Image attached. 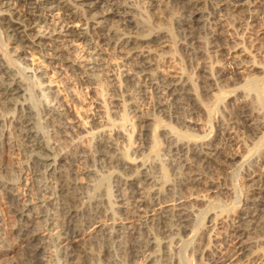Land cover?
Segmentation results:
<instances>
[{
  "label": "rangeland",
  "instance_id": "rangeland-1",
  "mask_svg": "<svg viewBox=\"0 0 264 264\" xmlns=\"http://www.w3.org/2000/svg\"><path fill=\"white\" fill-rule=\"evenodd\" d=\"M4 1L0 0V60L5 66L8 64L6 67H9L13 79L25 89L22 96L19 95L16 102L11 104L0 99V264H21L27 258L29 245L17 234L21 224L20 205L26 203L38 207L39 201L58 197L64 180L57 174L58 171L62 174L70 171L67 180L76 186L69 191L71 205L78 209V220L84 228L81 235L72 240L63 231L68 221L65 212L55 202L52 209L48 206L49 219L45 222L41 220L42 225H39V238L43 243L40 242L41 257L45 264H68L72 260L74 264H132L128 256L122 253L121 243L128 240L123 238L124 234L111 241L102 235L95 237L96 227L100 225L112 232L141 227L136 238L139 234V239L151 236L153 247L137 259L138 264H142L148 256L151 257L150 264H209V255L224 247L236 227L245 224L246 217L244 220L241 217L253 191L258 188L260 177L264 175V27L243 28L245 34L250 30L255 32L258 40L261 39L257 43L235 39L237 42L233 47L246 55L242 58L243 62L238 63L239 73L243 72V75L237 76L238 67L225 66L224 57L217 55L215 49L210 47L209 32L200 36L198 51L201 55L188 56L180 28L184 18L183 9L173 0H158L161 4H158L157 10L153 7L151 11L147 10L150 4L148 0H120L128 17L134 21L135 30L118 29L116 25L106 22L103 17L106 8L102 6L94 12L85 13L87 0H37L39 5L54 3L58 6L59 10L56 8L54 11L55 15L59 14L56 17L68 14L67 11L76 12L77 27L82 28L81 32L87 36L90 32L88 38L73 42V49L64 46L63 53L58 47H50L53 45H49L51 49L48 46L34 47L31 54H35L43 63L39 68L30 61V55L20 51L11 33L6 31V23L15 15L12 10L8 11L2 6ZM202 1L203 20H206L216 10L217 4L212 0ZM20 2L18 5L22 7L27 3L26 0ZM246 10L247 5L239 4L233 13L237 20L244 21L242 18H246L244 25L251 17ZM144 18L149 19L154 28L160 26L157 35L166 37L162 40L165 43L156 46L144 42L149 35ZM101 26L103 31L111 30V35L118 32L116 39L141 40L140 45L130 48H147L146 51L152 52V65L147 69L150 75L137 68L128 52L129 48L119 50L111 45H102L100 39L96 38L97 34H91L93 27L101 30ZM207 27H210L209 23ZM44 30L46 28L36 27L32 33L35 35L41 31V35L47 36ZM74 59L82 62L81 68L72 64ZM224 71L233 72L234 76ZM206 73L213 75L214 82L218 84L214 91L208 93L202 88ZM223 74H228L225 76L228 81H223ZM170 76L186 82L193 102L186 101L182 96L174 105L166 98L169 102L167 105L161 93L154 89L151 78ZM63 101L68 103L69 114L61 116L62 120L60 115L54 121L47 120L48 110L59 107ZM237 104L246 105L257 118L258 130L254 133L240 128L231 129L236 120ZM22 107L34 112L33 128L38 133L41 149L32 148V143L23 137L22 129L16 124L25 113ZM76 116H81L85 121L83 130L74 123ZM104 127H108L113 135L114 147L111 145L106 149L107 155L103 153L107 136L97 133ZM227 131L234 132L231 134L233 141L227 140ZM205 142L230 153L235 159L221 157L222 165L219 168L215 165L203 168L200 161L190 168L187 164L191 161L187 158L194 157H181L171 149L177 144L193 148ZM120 156L131 165L114 163L115 158ZM180 159L184 161L181 167ZM54 163L56 172L48 170L49 173L45 167H40V164ZM142 173L151 178L146 191L149 190V196L155 193L157 207L153 206L149 214L141 216L126 204L132 192L129 181ZM188 177H195L198 182L187 181ZM6 184L19 189L22 195L19 205L6 189ZM163 208L187 209L191 221L188 230L183 233H159L161 224L158 214ZM90 221L91 226L88 225ZM240 239V243L247 246L248 254L254 257L252 264H264V232H245Z\"/></svg>",
  "mask_w": 264,
  "mask_h": 264
},
{
  "label": "bare ground",
  "instance_id": "bare-ground-1",
  "mask_svg": "<svg viewBox=\"0 0 264 264\" xmlns=\"http://www.w3.org/2000/svg\"><path fill=\"white\" fill-rule=\"evenodd\" d=\"M26 1H27V3H25L26 5L23 7L18 5L21 3L20 0H5L2 3V6H4L8 11L12 10L13 11L12 14L15 15V18L12 19L11 21H9L8 23H6L5 26L7 27L6 31L11 33V37L18 44L20 51L25 55H30V58H29L30 61L34 65L39 66V68L42 67L43 63L41 64V62L39 60L40 58L35 57L34 56L35 54L34 55L31 54V51L34 47L42 48L44 46H46V47L48 46V49H51V48H49V45H53L50 47H56V48L58 47V50L62 52L64 46H66L68 48L71 47L73 49L74 48L73 42H76L77 39L83 40V39H86L89 37L90 32H89V35L87 36L85 34V32H83V31L81 32L82 28L81 29L78 28L77 25L75 24V21L77 19L76 14H75L76 12L70 13L71 11H67V13L69 12L68 14H65L62 17H56V15H59V14L55 15L54 11L56 8L58 9V6H55L54 3H49L47 5H45V4L39 5L37 0H26ZM148 1L150 4H148L149 8L147 10H150V11H151V9H153V7L156 8L158 6V4H161L158 2V0H148ZM159 1L161 2V0H159ZM173 1L178 3L181 6V8L183 9L182 12L184 14L183 15L184 18L182 19V17H181L182 21L180 23L181 24L180 28L182 29V31H181L183 34L182 39H184V41L183 40L182 41L184 42V46L186 48L185 51H187L188 56H193V57L197 56L198 57L201 55V52L198 51L200 48L199 47L200 36L203 33L209 32V34L211 36V38L209 39L210 47L212 49H215L214 51L217 55L224 57L222 59H224V61H225V66H226V64L237 66L238 69L236 71V75L242 74L243 72L239 73V69H240L239 66L240 65L238 63L241 64L243 62L242 58L245 57L246 55H245L244 51L240 52L239 49H235L236 47H233V45L236 44L237 41L235 39H237V38L239 39V41L241 40L243 42H246L249 40V43L250 42L251 43H253V42L257 43L259 40H261V39L258 40V36L256 37L254 34L255 32L253 33V32H251V30L249 33L245 34V32H244L245 30L243 28H244V26L248 27L249 29H255V28L258 29V27H261V26L264 27V0H212V3L217 4V8L213 13L210 12L212 15H210L211 17H209L206 20H203V15H205V14L202 15V12H203L202 11V8H203V1L202 0H173ZM42 2H44V1H42ZM132 2H131V4H132ZM141 3H142V1H141ZM239 4H242L244 6L247 5L246 11L251 15V17H249V21L245 25L243 24V22L245 21L246 18H242V19H244V21H242L239 18L237 20L234 18L235 14L233 15V13L236 11V8ZM145 5H146V3H145ZM99 6L106 8L104 15H103L104 20L106 22L111 23V25H116V27H118V29L124 27L125 29L126 28H133L135 30V25L133 23L134 21H132L128 17V14L126 13V11H124L123 4L121 3L120 0H87V2H85V4H84V8L86 7L84 12L86 13V12H92L93 10L95 11V9ZM66 7L67 6H65V8ZM70 10H71V8H70ZM72 10H74V9H72ZM156 10H157V8H156ZM138 13H140V12H138ZM89 14H91V13H89ZM99 14H100V12H99ZM101 14H103V12ZM14 15H13V17H14ZM60 15H61V13H60ZM80 15L81 14H79V16ZM149 17H152V16H149ZM138 23H140V22H138ZM143 23L148 26L147 31L149 32V35L146 36L148 38L146 40H144V42L148 43V45H156V44L159 45L160 43L163 44L166 42V41L165 42L162 41L166 37H164L162 34L157 35V33L160 32L159 31L160 26L158 28H154V26H152L151 21L149 19H146V18H144ZM208 23H209L210 27H207ZM99 24H101V22H99ZM137 25H139V24H137ZM47 26H50V27H47ZM36 27L46 28V30H44L43 32H47V36L41 35L40 34L41 31L38 32L39 34L36 33L37 35L36 34L33 35L32 31H34L36 29ZM88 28H89V26H88ZM101 28H102V26H101ZM99 29H100V27H99ZM154 29H157V31L156 30L154 31ZM103 30H104V28H102L101 30H97L96 28L93 27L91 34L92 33L97 34L96 36H98V37H96V38L100 39L102 45H111V46L116 47L119 50L129 48L128 52L130 53L131 58L135 62V65L137 66V68L140 69L141 71H143L144 74L150 75L148 73L147 69H149L152 65L151 64V62H152L151 61V53L152 52L146 51L147 48L145 50H138V49H134L133 47L130 48L131 46H134V45L137 46L141 42V40H136V39L132 40L129 38L128 39H121L120 36H119L120 39L119 38L116 39L115 37H117V36H115V34H117L118 32L117 33L114 32L115 34L113 33L114 35H111L110 34L111 30L110 31L109 30L103 31ZM145 31H146V29H145ZM123 35L125 36V34H123ZM94 37H95V35H94ZM88 40H90V38ZM93 40L95 41V38ZM263 40H264V35H263ZM98 43H99V40H98ZM142 43H143V41H142ZM98 47H99V45H98ZM135 48H137V47H135ZM185 48H182V49H185ZM56 50L54 52H56ZM53 57H54V54H53ZM1 60H0V74H1V77H0V99L3 100L5 103L11 104V102H14L15 99L18 98L19 95H20V97L22 96V93L24 92L25 88L23 89L24 86L21 87L19 85L20 83L15 81V78L13 79L9 67H6L8 64H6V66H5V64H3V60L2 61ZM81 63L82 62H79L78 60H75V59H74V62H72V64L74 66H77L80 68H81ZM9 66H11V65H9ZM228 68H230V67H228ZM11 69L13 70V68H11ZM37 69H38V67H37ZM231 70H232V68H231ZM43 73H45V72L43 71ZM224 73H228L232 77L234 76V73L230 72V71H226V72L224 71ZM219 74H221V73H219ZM228 74H226V75H228ZM15 75L16 74L14 73V76ZM226 75L225 74L222 75V77H223L222 79L224 82L228 81V79L225 78ZM151 79L153 81L152 85H153L154 89L156 91H158L159 93H161V98H163L165 101H166V98H169L170 101L169 100L168 101L170 103H173L172 105H174V103L177 104L180 100V97H182V96H184L183 99H185L186 101L193 102V95L190 94L189 91H187L188 89H187L186 82H183L181 80L177 81L176 79L172 78L171 76L161 78V79L154 77ZM203 79H204V81H203V87L202 88L204 90H206V93L211 92L212 90L214 91L217 82H214L215 80L213 79V75L206 73V75L204 76ZM250 82H251V79H250ZM54 86H52V87H54ZM169 102H167V105ZM67 104L65 101H63V102H60L59 107L54 108L55 107L54 106L52 109L47 108V109H49L48 113H47V120L49 119V121L50 120L54 121V118L58 115H60V117L63 115L67 116V113L69 114V112L67 111V108H68ZM194 104H196V103H194ZM183 105H184V102H183ZM26 107H27V105H26ZM50 108H51V106H50ZM33 113L34 112H32L31 109H26L25 113L22 116V119H19L20 121L16 124L18 126H20L19 128L22 129L23 137L32 143V145H33L32 148L34 147L36 149H41L40 143L38 142V139H39L38 133L33 128V124H34L33 120H35ZM80 117L76 116V119L74 118L76 120V121L74 120V123L78 124L79 128L81 127L83 130L85 128L86 124H85V121L83 120V118L81 117L82 118L81 119ZM59 119H58V121H59ZM60 120H62V117ZM70 120H73V119H70ZM59 122H61V121H59ZM233 125H234L233 128H231L232 130H235L237 128L239 130V128H240V129H244L246 131H250L253 133H254V131L258 130L257 118L255 119L253 112H251V110L246 105H240V104L238 105L237 104L236 120L234 121ZM20 132H21V130H20ZM97 133H104L107 136V140H106L107 142H104L105 144H104V150H103V153L105 155H107L106 149L111 148V145H112V138H111L113 136V135H111L112 132L110 131V129L108 127H104L102 130H100ZM233 133H228V131H227V133H225L228 136L227 137L228 141H233L232 136H231V134H233ZM24 142H25V140H24ZM171 149H173V151H175L176 153L180 154L181 157H186V156L194 157V158H187L188 161H191V162H188V164H187L188 167L190 166V168L194 167V165H196V163H198L196 161H200L199 163H202V167L207 169V168H210L211 166L213 167V165H215L216 167L222 165V164H220L222 162V161L220 162L221 157H223L224 159H228V160H234L235 159V156L231 155L230 153H227L224 150L221 151L218 148L213 147L211 145V143L207 144L206 142L204 144H202V143L197 144V145L193 146V148H188V147L183 146L182 144H177L173 148L171 147ZM72 158H73V156H72ZM68 159H69V157H68ZM114 161H115L114 163H117V165H120L122 163H125V165L126 164L131 165V163L127 162L125 160V158H123L121 156L116 157ZM183 162H184L183 159H180V162H179L180 167L182 166ZM55 164L56 163H54V165L40 164V167L43 166V167H45V169L47 171L49 170V171L56 172L57 169L54 168ZM38 166H39V164H38ZM72 166H74V165H72ZM183 167H185V166L183 165ZM69 172H66V173L63 172V174H62V172L58 171V173H57L60 175V178L64 179L62 181L63 185L60 186V188L58 190V192H59L58 193L59 195H57L58 197H56V198H54V197L48 198L47 197L44 200L39 201L40 206H38V207H33L31 204H26V203H23L20 205L19 217H20L21 224H20V227L17 231V234H18V237L22 241H24L25 243H27L29 245V250L26 253L27 258H24L23 261L21 262V264H45V261H43V259L41 257L42 256V245L40 244L41 241L39 238L40 232H41V230H40L41 227H39V225H42L41 220H42V222H45L46 219H49V215H48L49 210H47L48 211V213H47L46 209L48 206H50L49 208L52 209L51 206L54 205V202L59 205V208L61 211L65 212V215L67 218L66 220H68L66 225H64L65 226L63 229L64 234L66 236L70 237L72 240L73 239L75 240L78 236L81 235V231L83 230L84 227L82 226L81 223H79L80 219L78 220V214H79L78 209H75L76 207L72 208L73 206L71 205L72 199H70V195H69L70 192L69 191L71 189H74L76 186H75V184H73L67 180V175H68V179H69ZM192 173H194V172H192ZM150 180H151V178L149 177V175H147L146 173H142L141 175L134 177L133 179H131V181H129L130 186L132 188V190H131L132 192H131V196H130V201H129V203L126 204V207L133 209L136 213L140 214L141 216L144 213L149 214L150 212H148V211L150 210V208L155 206V204L157 203V198L154 195L155 193L152 194L151 196H149L148 195L149 193L147 194V192L149 190L146 191V185L148 184V182ZM184 181H186V180H184ZM187 181L198 182V180L195 179V177H194V179H191V177H190ZM185 184H187V183H185ZM188 184H190V183H188ZM6 185H4V186L6 187ZM4 188H3V190H4ZM6 189H8V191L12 194L13 198L17 201L16 203L22 201V198H21L22 195L20 194L17 186L15 187L14 185H7ZM152 193H153V191H152ZM71 196H72V194H71ZM44 197H46V196H43V198ZM249 201L250 202L247 205V208L244 211L243 216L241 217L242 220H244V217H246L245 218V221H246L245 224L239 225L238 227H236L237 229L234 230L233 234H231V236L228 238V240H226V244L224 247H220L218 251L209 255L211 257L209 264H252L253 263L254 257H252V256H250V254H248L249 250L247 249V246H245L243 243H240V240H241L240 238H241V236H243V233H245V232H251V231L264 232V175H262L260 177V180L258 182V188L253 191ZM39 202H38V204H39ZM74 202H76V201H74ZM18 205H19V203H18ZM155 207H157V206H155ZM57 213H59L58 210H57ZM155 214H157V213H155ZM51 215H53V214H51ZM158 215H159V223L161 224V228L159 227L161 230H160V232L158 230V232L161 234H164V233H167L170 231L171 232L177 231V233L178 232L183 233V232L188 230L189 223L191 222L190 217H189V213H188L187 209H185V208H179V209L175 208V209H170V210H166L163 208V210ZM60 216H61V214H60ZM51 219H53V218H51ZM148 220H149V218H148ZM91 221L88 223L89 226L92 225ZM144 221H142L143 224H145ZM54 222H55V219H54ZM142 222H140L141 225H142ZM149 222H150V220H149ZM151 223H153V222H151ZM53 225H54V223H53ZM48 226H49V224H48ZM158 226L159 225H157V227ZM53 227H55V226H53ZM56 227H58V226L56 225ZM154 227H155V225H154ZM147 228L148 227H146V229ZM122 229L123 228H121V230ZM141 229H142L141 227L140 228H138V227L132 228L131 227L130 229L126 230V232H123L120 230H118L116 232H112L109 229L105 228L104 226L100 225V226L96 227V231L94 233L96 235L95 237H98V235H102L107 241H111L112 239H115V237L117 238V237H120L121 235L124 234L123 238H127L128 240L125 243H121L122 253H124L128 256V257L127 256L126 257L129 258L128 260H130L132 262V264H138V262H136V261H138L137 259L142 257L145 252L149 251L153 247V244H154L151 236H148L146 239H143V238L139 239L138 238L140 235L139 234L137 238L135 237L138 230L140 231ZM149 233H151V232H149ZM151 235H153V234H151ZM128 243H129V245H128ZM74 247H75V245H74ZM2 249H4V248H2ZM68 252L69 251H67V253ZM73 262L74 261L72 260V262H70L68 264H74ZM150 263H151V257L148 256V257H146L145 261L142 264H150Z\"/></svg>",
  "mask_w": 264,
  "mask_h": 264
}]
</instances>
